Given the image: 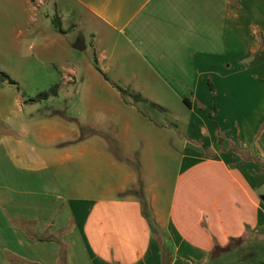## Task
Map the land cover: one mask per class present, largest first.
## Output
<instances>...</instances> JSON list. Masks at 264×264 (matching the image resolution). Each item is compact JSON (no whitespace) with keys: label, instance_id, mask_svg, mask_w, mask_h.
I'll return each mask as SVG.
<instances>
[{"label":"crops","instance_id":"obj_1","mask_svg":"<svg viewBox=\"0 0 264 264\" xmlns=\"http://www.w3.org/2000/svg\"><path fill=\"white\" fill-rule=\"evenodd\" d=\"M53 1L65 6L60 24L78 7L91 17L96 72L181 118L180 170L170 204L159 205L129 160L90 131L80 141H93L98 162L120 177L63 201L55 166L90 151L46 159L20 137L23 126L1 120L0 264H207L214 247L264 235V0ZM126 133L124 151H133Z\"/></svg>","mask_w":264,"mask_h":264},{"label":"rangeland","instance_id":"obj_2","mask_svg":"<svg viewBox=\"0 0 264 264\" xmlns=\"http://www.w3.org/2000/svg\"><path fill=\"white\" fill-rule=\"evenodd\" d=\"M64 7L62 1L56 5L53 0H0V72L7 75L0 74V122H10L15 131L23 126L20 137L46 159L56 154L75 156L81 148L86 153L90 151L83 160L78 156L55 166L57 173L62 171L58 175L62 184L58 198L63 201L71 196H96L100 179L112 181L120 177L119 171L113 172L111 163L98 162L93 141L86 146L80 141L95 131L107 138L110 145H106V150L129 160L137 186L151 188L158 204L168 206L180 170L183 134L187 132L181 114L176 119L150 100L132 96L122 83L109 82L96 72L92 64L94 22L78 7V17L70 18L66 11L60 24L59 13H65ZM79 43L83 48L77 47ZM71 68L77 69L75 77L66 72ZM55 85V95L32 100ZM102 118L104 126H96L94 123ZM162 124L168 126L161 129ZM126 126L134 129L126 133ZM118 133L131 134L136 144L133 151H124L125 141ZM73 137H78V141L71 144ZM98 166L100 171L105 169V177H97ZM71 187L73 192L69 193ZM137 189L134 193L138 196ZM127 193L124 191L123 195ZM263 239L264 235L246 232L224 247H214L207 264H214V260L216 264H248L264 258Z\"/></svg>","mask_w":264,"mask_h":264},{"label":"trees","instance_id":"obj_3","mask_svg":"<svg viewBox=\"0 0 264 264\" xmlns=\"http://www.w3.org/2000/svg\"><path fill=\"white\" fill-rule=\"evenodd\" d=\"M233 2L235 3L236 0H233ZM0 74H1V77H7V75L5 73L0 72ZM57 86L58 85H55V86L51 87L50 90L47 91V92L39 93L32 100L34 101V100L41 99V98H47L48 95H50V94L55 95L56 94ZM136 98H140L141 99L142 97H140V96L137 95ZM138 192L140 193L138 195V197L140 198V200L142 202V205H143V208L145 209L146 208L145 205H147V202L144 200L143 193H142V189L140 187H138ZM261 248H262V250L264 249V239H263V241L261 243ZM214 264H216L215 260H214ZM248 264H264V258H259L257 260H250L248 262Z\"/></svg>","mask_w":264,"mask_h":264},{"label":"water","instance_id":"obj_4","mask_svg":"<svg viewBox=\"0 0 264 264\" xmlns=\"http://www.w3.org/2000/svg\"><path fill=\"white\" fill-rule=\"evenodd\" d=\"M77 47H79V48H83V45H82V43L80 44H77Z\"/></svg>","mask_w":264,"mask_h":264}]
</instances>
